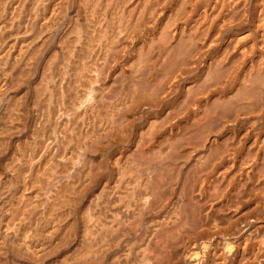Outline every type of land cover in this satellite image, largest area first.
Instances as JSON below:
<instances>
[{
	"label": "bare ground",
	"instance_id": "1",
	"mask_svg": "<svg viewBox=\"0 0 264 264\" xmlns=\"http://www.w3.org/2000/svg\"><path fill=\"white\" fill-rule=\"evenodd\" d=\"M0 264H264V0H0Z\"/></svg>",
	"mask_w": 264,
	"mask_h": 264
},
{
	"label": "rangeland",
	"instance_id": "2",
	"mask_svg": "<svg viewBox=\"0 0 264 264\" xmlns=\"http://www.w3.org/2000/svg\"><path fill=\"white\" fill-rule=\"evenodd\" d=\"M89 11H90V9L88 10V12H89ZM88 16H90V15L88 14ZM61 60H62V59H61V57H60V59H59L60 64H62ZM187 81H189V79H186L185 82L187 83ZM257 93H258V95L256 94V97H257V98H259V97L262 98V94L259 93V90H258ZM223 147H225V146H223Z\"/></svg>",
	"mask_w": 264,
	"mask_h": 264
}]
</instances>
